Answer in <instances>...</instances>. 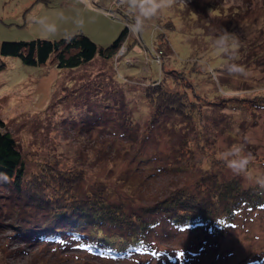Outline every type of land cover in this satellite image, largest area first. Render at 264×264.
<instances>
[{"label": "rangeland", "instance_id": "obj_1", "mask_svg": "<svg viewBox=\"0 0 264 264\" xmlns=\"http://www.w3.org/2000/svg\"><path fill=\"white\" fill-rule=\"evenodd\" d=\"M67 1L0 0V40L59 38L64 34L50 35L47 28L58 34L55 20L60 18L89 28L100 45L109 44L126 25V50L120 55V45L107 61L97 57L75 68L1 56L0 130L14 137L27 170L42 164L76 172L74 195L100 192L138 213L172 190L196 192L197 181L207 174H216L220 182L234 178L244 187H260L262 201L243 204L216 231L160 225L154 239L162 252L156 257L113 259L73 249L68 257L19 241L13 225L30 211L0 181V260L264 264V187L256 182L264 178V0H173L142 28L134 27L140 18L137 0H120L119 7L115 0H77L116 17L81 8L70 13L63 8ZM225 31L234 34L235 43H218ZM232 64L245 72L230 73ZM158 82L187 94L192 118L163 115L151 122L153 108L144 89ZM236 146L249 158L239 175L228 167L229 150Z\"/></svg>", "mask_w": 264, "mask_h": 264}, {"label": "trees", "instance_id": "obj_2", "mask_svg": "<svg viewBox=\"0 0 264 264\" xmlns=\"http://www.w3.org/2000/svg\"><path fill=\"white\" fill-rule=\"evenodd\" d=\"M127 35L125 25L107 45L98 44L83 31L59 38L0 40V68L4 55L17 56L29 65L58 68H75L97 57L107 61ZM144 95L153 108V124L163 115L193 116V106L184 91L169 90L158 82L147 86ZM77 176L76 172L42 164L28 171L14 137L0 130V181L30 211L28 217L13 225L14 230L25 246L43 247L53 254L71 257L69 251L73 249L113 259L156 257L162 252L154 239L160 225L181 229L204 226L216 231L224 229L243 204L257 206L262 201L260 187H244L234 178L220 182L216 174H207L197 181L196 192L172 190L138 213L125 211L121 204L108 201L100 192L85 197L74 195ZM1 258L0 264L6 262Z\"/></svg>", "mask_w": 264, "mask_h": 264}, {"label": "clouds", "instance_id": "obj_3", "mask_svg": "<svg viewBox=\"0 0 264 264\" xmlns=\"http://www.w3.org/2000/svg\"><path fill=\"white\" fill-rule=\"evenodd\" d=\"M173 0H137V5L140 9V18L135 22V28H142L145 21L155 16L161 8L170 7ZM47 31L50 35H54V28L49 26ZM231 39L233 43L236 42L234 34L224 32V35L219 38L218 43H224L226 40ZM230 73L243 74L245 68L242 65L232 64L229 67ZM243 149L240 146H236L234 150H229V155L233 158L228 161V167L232 169L234 174H242L246 172L248 164V156L242 154ZM261 187H264V178H260L256 181Z\"/></svg>", "mask_w": 264, "mask_h": 264}, {"label": "crops", "instance_id": "obj_4", "mask_svg": "<svg viewBox=\"0 0 264 264\" xmlns=\"http://www.w3.org/2000/svg\"><path fill=\"white\" fill-rule=\"evenodd\" d=\"M59 5L60 4H58L57 6L59 7ZM63 8H65L67 10L69 8V12L70 11L73 12V9L81 8L80 10H85V11L89 10V11H92V12H95L97 14H100V15L107 17V15L105 13H103L102 9H100V8L98 9L96 7L86 6V5H84V7H82V6H80V4L78 3L77 0H68L67 2H65L63 4ZM66 20H67V24H65L64 21H62L60 18L58 20H55V22L57 23V25L55 24V26H57V28L60 32H58V34L55 33L54 36L59 35V34L67 35V34H71V33L76 32V31H83L84 33H86L91 38L92 37L94 38L93 32L89 28H85L84 26L77 24V20H74L72 22H69L68 19H66ZM64 35H61V36H64Z\"/></svg>", "mask_w": 264, "mask_h": 264}, {"label": "built area", "instance_id": "obj_5", "mask_svg": "<svg viewBox=\"0 0 264 264\" xmlns=\"http://www.w3.org/2000/svg\"><path fill=\"white\" fill-rule=\"evenodd\" d=\"M116 1V3L118 4V7H119V3H120V0H115ZM104 12H105V14L106 15H110L111 17H116L117 15L116 14H113L112 12H110V11H107L106 12V10H103ZM122 47V48H121ZM121 47H120V50H119V54L121 55V54H123L124 52H125V50H126V46L125 45H122L121 44Z\"/></svg>", "mask_w": 264, "mask_h": 264}]
</instances>
